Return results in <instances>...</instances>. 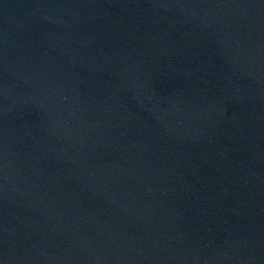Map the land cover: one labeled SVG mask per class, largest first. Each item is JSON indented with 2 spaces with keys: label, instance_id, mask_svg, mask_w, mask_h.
<instances>
[{
  "label": "water",
  "instance_id": "obj_1",
  "mask_svg": "<svg viewBox=\"0 0 264 264\" xmlns=\"http://www.w3.org/2000/svg\"><path fill=\"white\" fill-rule=\"evenodd\" d=\"M0 264H264V0H0Z\"/></svg>",
  "mask_w": 264,
  "mask_h": 264
}]
</instances>
